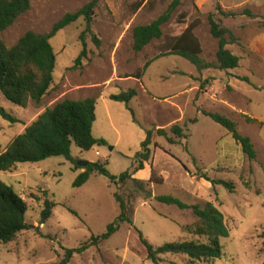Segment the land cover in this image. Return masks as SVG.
Returning a JSON list of instances; mask_svg holds the SVG:
<instances>
[{"label": "rangeland", "instance_id": "1", "mask_svg": "<svg viewBox=\"0 0 264 264\" xmlns=\"http://www.w3.org/2000/svg\"><path fill=\"white\" fill-rule=\"evenodd\" d=\"M93 0H31V9L15 25L0 33L12 47L28 32L48 34L55 23ZM174 0H99L91 30L83 18L50 39L57 61L54 81L40 103L19 107L0 92V107L20 123L0 116V146L8 145L47 109L65 99L95 98L93 136L106 145L86 152L73 144L78 161L107 163L114 176L128 171L141 152L147 131L184 128L187 139L171 145L156 133L146 173L138 177L143 188L130 180L117 187L105 176L94 174L82 187L73 186L83 172L64 157L19 164L12 172H0V180L27 203L30 229L15 241L0 244V264H54L65 249L78 248L107 231L120 215L115 193L129 204L134 226L123 224L109 240L76 254L71 264H153L138 231L154 247L193 237L185 229L198 221L190 209L160 203L173 196L189 206L213 203L225 216L230 231L221 239L223 257L202 264H264V0H180V6L162 27L161 39L143 51L133 49V31L164 14ZM210 17L230 29L238 42L227 48L241 58L238 69L198 71L180 56H165L189 25L198 39L206 63L217 61L219 39L211 33ZM85 33V43L82 34ZM81 64L76 60L82 51ZM152 61L143 71L147 62ZM248 78L250 82L244 81ZM210 79L206 90L201 85ZM130 89L137 96L126 103L111 99ZM132 110V111H131ZM204 112L232 119L241 135L249 137L257 151L250 160L227 129ZM198 119L196 124L193 119ZM247 118L255 119L249 123ZM204 175L234 185L213 186ZM152 181V182H149ZM45 200L56 204L52 217L42 223ZM71 211H75L77 215ZM160 264H190L183 255H168Z\"/></svg>", "mask_w": 264, "mask_h": 264}, {"label": "trees", "instance_id": "2", "mask_svg": "<svg viewBox=\"0 0 264 264\" xmlns=\"http://www.w3.org/2000/svg\"><path fill=\"white\" fill-rule=\"evenodd\" d=\"M98 2L99 0H93L77 12L66 14L54 24L48 34H36L30 31L12 47H8L0 39V92L6 100L19 107H26L31 101L35 103L42 101L53 85L57 61V55L50 44V39L61 30L83 18L87 23L86 32L90 33L96 40L91 26ZM180 4V0H174L169 9L157 20L149 25H140L134 29L133 49L135 52H141L153 40L161 39L162 27L170 20L172 13ZM30 9L31 0H0V33L15 25L18 19ZM210 26L213 37L219 39L216 62L206 63L201 59V45L193 33L195 25H189L180 37L172 43L171 50L166 54L159 55L157 59L165 56H180L191 62L200 72L209 69L221 71L238 69L241 58L227 48L228 45L237 43L238 38L230 29L222 27L214 17H210ZM81 38L85 43V33L82 34ZM85 56L86 50H83L76 60V64L80 65ZM151 62H147L143 71L147 70ZM243 80L250 82L248 78H243ZM209 83L210 79H207L201 85V89L206 90ZM137 94L135 89H130L120 95L111 96V99L126 103L130 109L129 104ZM96 106L95 98L65 99L53 108L47 109L5 150L0 146V172H12L22 163H38L53 157H64L76 165L77 169H83L73 184L75 188L84 186L94 174L105 176L117 187H126L128 181L132 180L143 188L144 181L135 179L134 176L144 170L145 164L151 160L154 134L165 138L171 145H181L182 140L187 139L184 128L179 125L172 126L170 133L166 129L147 131V138L142 144L141 152L136 155L132 167L120 176L112 175L107 170V163L90 162L87 167H80L71 152L73 144L86 152L96 146L107 144L104 139H97L93 136ZM204 115L227 129L250 160L257 158L254 144L249 137L240 134L237 123L218 113L204 112ZM0 116L12 124L20 123L3 107H0ZM247 121L249 123L256 122L252 118H247ZM197 122V118L192 120L193 124ZM203 178L212 183L213 186L223 185L234 190V185L225 180L211 179L207 175H204ZM115 199L120 206V215L108 225L107 231L99 236L93 235L88 242L78 248H66L64 258L54 264H71L76 254H83L90 248L97 247L109 240L120 230L123 224L134 226L129 204L119 193H115ZM157 200L163 204L177 206L182 210H192L198 221L193 226L186 227L185 230L193 237L204 239L205 242L180 240L154 247L138 231L140 241L146 248L147 257L153 264H160L162 258L168 255H183L188 258L190 264L209 263L223 257L221 239L228 238L230 231L226 225L225 216L213 203H208L204 207L189 206L173 196H161ZM55 207L54 202L45 200L41 212L42 223L47 222L52 217ZM27 211L26 201L12 187L0 180V244L15 241L19 233L31 228L26 221ZM71 212L77 215L75 211Z\"/></svg>", "mask_w": 264, "mask_h": 264}, {"label": "water", "instance_id": "3", "mask_svg": "<svg viewBox=\"0 0 264 264\" xmlns=\"http://www.w3.org/2000/svg\"><path fill=\"white\" fill-rule=\"evenodd\" d=\"M90 164V162L89 161H81V162H79V166L80 167H87L88 165Z\"/></svg>", "mask_w": 264, "mask_h": 264}, {"label": "crops", "instance_id": "4", "mask_svg": "<svg viewBox=\"0 0 264 264\" xmlns=\"http://www.w3.org/2000/svg\"><path fill=\"white\" fill-rule=\"evenodd\" d=\"M146 173V170L144 169V170H142V171H140V172H138L134 177L135 178H140V177H142V174H145ZM143 178V177H142Z\"/></svg>", "mask_w": 264, "mask_h": 264}]
</instances>
